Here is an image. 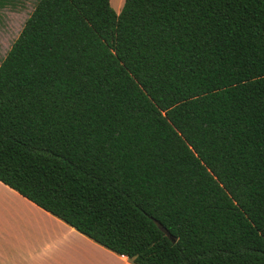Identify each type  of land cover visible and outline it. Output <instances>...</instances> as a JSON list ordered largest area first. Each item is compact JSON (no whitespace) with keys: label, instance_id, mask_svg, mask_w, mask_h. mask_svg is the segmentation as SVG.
I'll list each match as a JSON object with an SVG mask.
<instances>
[{"label":"trees","instance_id":"1","mask_svg":"<svg viewBox=\"0 0 264 264\" xmlns=\"http://www.w3.org/2000/svg\"><path fill=\"white\" fill-rule=\"evenodd\" d=\"M32 1L0 181L134 264H264V0Z\"/></svg>","mask_w":264,"mask_h":264},{"label":"crops","instance_id":"2","mask_svg":"<svg viewBox=\"0 0 264 264\" xmlns=\"http://www.w3.org/2000/svg\"><path fill=\"white\" fill-rule=\"evenodd\" d=\"M0 264L134 263L0 181Z\"/></svg>","mask_w":264,"mask_h":264},{"label":"rangeland","instance_id":"3","mask_svg":"<svg viewBox=\"0 0 264 264\" xmlns=\"http://www.w3.org/2000/svg\"><path fill=\"white\" fill-rule=\"evenodd\" d=\"M110 4L117 11L121 8L123 0H110ZM33 6L32 0L22 1L16 5L0 6V63L18 36Z\"/></svg>","mask_w":264,"mask_h":264},{"label":"water","instance_id":"4","mask_svg":"<svg viewBox=\"0 0 264 264\" xmlns=\"http://www.w3.org/2000/svg\"><path fill=\"white\" fill-rule=\"evenodd\" d=\"M173 241H174V239L173 238H171Z\"/></svg>","mask_w":264,"mask_h":264}]
</instances>
